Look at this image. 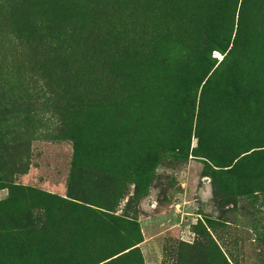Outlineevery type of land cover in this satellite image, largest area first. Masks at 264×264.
Here are the masks:
<instances>
[{"label":"rangeland","instance_id":"1","mask_svg":"<svg viewBox=\"0 0 264 264\" xmlns=\"http://www.w3.org/2000/svg\"><path fill=\"white\" fill-rule=\"evenodd\" d=\"M190 2L0 0V70L31 104L15 115L0 93V264H264V149L229 162L264 146V98L255 117L206 94L198 115L214 43L187 75L165 40L157 75L133 65L151 9L176 27ZM244 59L261 71L253 43Z\"/></svg>","mask_w":264,"mask_h":264},{"label":"trees","instance_id":"2","mask_svg":"<svg viewBox=\"0 0 264 264\" xmlns=\"http://www.w3.org/2000/svg\"><path fill=\"white\" fill-rule=\"evenodd\" d=\"M204 3H200L199 7H196L191 2L184 4L180 9L185 13V8L189 7L193 12L191 16H182L179 18H172L178 26H172L169 17L163 11V8L158 6L151 9V18L147 19L144 25L154 24L157 20L155 27L157 33L150 39V45L145 40L146 52L143 49H139L140 45L135 49V59L137 63H134V67L141 71H146V79H150L151 73H158L161 68L156 62V59H160L158 52V42L165 40L169 44L171 50H175L178 56V63L175 65L176 69H181L186 75L189 70L188 60L190 59V52L196 58L199 51L196 44L214 43L225 53L221 61H217L218 64H211L208 67L206 75L202 76L200 98L198 102V115L202 112V99L204 95L211 94L215 98H221L225 103L221 106L224 110L231 113L236 110V107L244 111L248 116L259 115L258 102L255 96L264 98V11L262 10L263 4L258 6L260 0H203ZM204 8V9H203ZM213 10V11H211ZM196 12V13H195ZM203 14V15H202ZM222 15V17H221ZM194 36H192V35ZM149 40V39H148ZM196 42V44H195ZM255 46L256 50L260 52V72H256L252 67L244 66V56L246 51L251 49V44ZM148 45L150 49L147 50ZM241 45L244 52L241 55V60L236 63L232 62V56L235 50ZM135 52L134 50H131ZM137 51L143 52L137 54ZM41 53H43L41 51ZM19 56V50L16 51ZM41 56V55H39ZM162 66H164L169 74L173 73L168 67H166L171 60L168 58L163 59ZM14 62V61H13ZM3 63V62H2ZM0 63V68L3 64ZM15 62L13 63V65ZM7 70L4 66L0 70V93L1 97L8 96L5 105H2L3 109H9L13 114L18 115L20 112H24L27 106L31 105L30 102L26 103V99L23 97L19 99V77L18 70L13 66ZM249 73V74H248ZM7 74H12L11 78L5 77ZM143 78V73H141ZM255 82V83H253ZM163 92L167 91L168 88L163 87ZM203 96V97H202ZM242 96H245L241 100ZM23 101V103L21 102ZM242 104H239L240 102ZM27 105V106H26ZM198 120V118H197ZM200 121V119H199ZM171 124V123H170ZM167 130L168 128L165 127ZM200 139V138H199ZM260 148L264 149V146L248 147L241 149L230 158V161L237 162L241 159H248L254 152H258ZM255 149V150H254ZM254 150L249 154L250 151ZM264 151V150H261ZM263 153V152H262ZM35 194L45 195L46 201L51 195L49 193L40 192L36 188H31ZM0 232L2 230L0 229Z\"/></svg>","mask_w":264,"mask_h":264}]
</instances>
